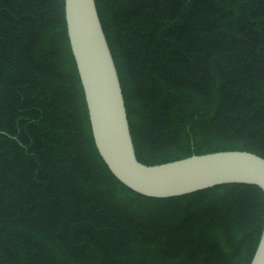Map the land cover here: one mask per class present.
Returning <instances> with one entry per match:
<instances>
[{
	"label": "trees",
	"instance_id": "16d2710c",
	"mask_svg": "<svg viewBox=\"0 0 264 264\" xmlns=\"http://www.w3.org/2000/svg\"><path fill=\"white\" fill-rule=\"evenodd\" d=\"M137 158H264V0H96ZM264 192L153 198L96 147L65 0H0V264H251Z\"/></svg>",
	"mask_w": 264,
	"mask_h": 264
},
{
	"label": "water",
	"instance_id": "95a60500",
	"mask_svg": "<svg viewBox=\"0 0 264 264\" xmlns=\"http://www.w3.org/2000/svg\"><path fill=\"white\" fill-rule=\"evenodd\" d=\"M65 18L96 147L121 183L153 198L230 183L257 185L264 192V158L249 151H218L156 165L140 162L96 0H65ZM251 264H264V229Z\"/></svg>",
	"mask_w": 264,
	"mask_h": 264
}]
</instances>
